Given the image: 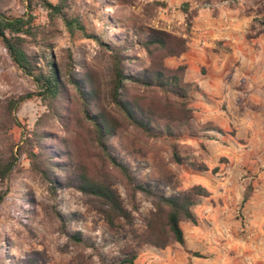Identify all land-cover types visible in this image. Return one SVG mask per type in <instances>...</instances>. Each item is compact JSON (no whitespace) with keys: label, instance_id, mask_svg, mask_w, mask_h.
Segmentation results:
<instances>
[{"label":"rangeland","instance_id":"rangeland-1","mask_svg":"<svg viewBox=\"0 0 264 264\" xmlns=\"http://www.w3.org/2000/svg\"><path fill=\"white\" fill-rule=\"evenodd\" d=\"M184 3L196 10L189 31L181 11ZM1 6L9 17L32 14L33 24L43 31L52 48L31 45V52L48 55L50 51L60 65L70 62L77 71L90 69L103 97L110 74L108 53L90 36L119 43L126 37L133 40L135 31L147 27L187 38L186 53L166 59L168 67H187L191 79L192 72H205L207 65L214 68L216 62L209 56L215 52L229 58L224 65L226 80L243 93L224 101L218 97L208 100L190 83L192 136L165 142L147 139L129 127L125 134L110 138L108 153L128 169L134 186L146 189V193L134 192L118 171L102 163L81 121L79 104L72 101L69 105L70 125L64 127L36 96L33 81L11 63L0 44V154L17 156L9 176L0 181V264H67L73 258H82L87 264H119L126 258L125 246L138 242L134 234L144 236L149 214L160 198L197 185L214 199L197 198L193 213L198 224L182 223L184 238L195 239L207 232V247L220 256L218 264H264V95L259 100L256 88L259 82L264 85V34L255 36L260 27L253 22L257 17L253 2L74 0L68 16L79 20L83 32L72 33L60 19L51 20L36 0L30 8L26 0H3ZM126 54L129 69L147 63L145 53L136 45ZM26 94L32 97L21 102L10 119L4 103ZM25 143L34 152H69L71 159L52 173L51 181H45L31 169L26 155L18 154ZM81 162L91 173L100 172L101 179L120 195L132 225L119 219L109 225L103 215L105 207L77 189ZM193 165H203L207 171ZM245 194L249 197L243 202ZM211 206H220L219 213L202 211ZM75 233H80L85 246L69 239ZM183 248L187 251L185 245ZM201 250L199 245L196 251L187 252L203 257Z\"/></svg>","mask_w":264,"mask_h":264},{"label":"trees","instance_id":"trees-1","mask_svg":"<svg viewBox=\"0 0 264 264\" xmlns=\"http://www.w3.org/2000/svg\"><path fill=\"white\" fill-rule=\"evenodd\" d=\"M26 1L30 8L33 0ZM250 1L256 7L257 17L253 18V22L260 27L255 36L264 34V0ZM2 3L3 0H0V44L11 63L33 81L37 89L36 96L66 128L70 125L69 105L76 101L81 121L88 128L102 163L118 171L125 184L134 192L146 193L144 187L132 184L128 169L108 153L107 144L117 133L125 134L129 127L147 139H161L165 142H176L194 134L189 96L191 84L184 79L186 68L182 65L170 68L165 64L166 59L179 58L186 53L187 38L151 27L140 28L134 32L133 40L126 37L123 41L119 40V43L104 40L100 36H90L108 53L110 74L106 96L103 97L98 80L90 69L77 71L70 62L65 66L60 65L54 61L50 51H47L48 55L45 51L40 54L31 52V45L50 49L52 44L45 39L43 31L33 24L32 14L27 13L25 17L19 18L6 16ZM36 3L47 11L51 20L60 19L69 33L75 30L83 32L79 20L68 16L74 0H55V3L36 0ZM181 11L189 31L196 10H191L189 4L184 3ZM132 45L140 48L147 59L146 65L137 70L127 66L126 52ZM30 97L32 94L7 100L3 105L5 114L11 119L17 106ZM20 153L26 155L31 169L45 181H51L52 173L60 170L71 159L69 152L59 149L34 152L26 143L18 149V154ZM16 161L15 154H0V181L9 176ZM193 167L197 168L195 165ZM197 169L207 171L203 165ZM77 189L95 197L105 207L103 215L109 225H113L116 219L132 225V216L123 205L120 195L101 179L100 172L91 173L84 162H81L77 176ZM209 196L210 193L204 187L197 185L176 196L161 197L155 210L149 214L144 236L134 234L138 242L125 246L123 255L126 258L119 264H133L143 246L160 250L174 245L184 247L181 224L197 226V218L193 213L197 198ZM248 197L245 194L243 202ZM1 200L0 196V202ZM69 239L85 246L80 233L71 235ZM191 255L202 257L198 253ZM81 259L73 258L67 264H87Z\"/></svg>","mask_w":264,"mask_h":264},{"label":"crops","instance_id":"crops-1","mask_svg":"<svg viewBox=\"0 0 264 264\" xmlns=\"http://www.w3.org/2000/svg\"><path fill=\"white\" fill-rule=\"evenodd\" d=\"M201 56L203 57L204 55ZM209 59L213 62H216L214 68L207 65L205 72H202V70L192 72L193 77L190 79V77L187 78L189 74H187L188 69L186 67L184 76L185 81L197 85V87L203 92V95H205L208 100L218 97L224 101L226 100V97H238V94L243 93L240 89H238L237 86H233L232 82H228V80H226L228 73L224 65L226 62H228L229 58L226 56H219L217 53L213 52V54L209 56ZM222 68H225V71H222ZM217 71L219 72V75L217 74ZM199 74L201 77H199ZM261 83L262 82H259L257 87L255 86L258 90L257 94H259V100L260 96L264 95V85ZM209 198L214 199V195L210 193ZM202 211H205L204 213H207L208 215H214V213H219L220 206L204 207L202 208ZM195 214H198L197 210H195ZM209 237L210 236L207 232L202 231L201 234L195 237V239H190L187 236L184 238L187 251L194 252L196 251L197 247H199V245L202 246L203 250H201L200 253L203 255V257L201 258L190 255L184 250L182 246L179 245L167 247L162 250L145 246L143 249H141L133 264H218L221 259L220 256L214 254L215 252L213 247H209V245L207 247V243H209Z\"/></svg>","mask_w":264,"mask_h":264}]
</instances>
